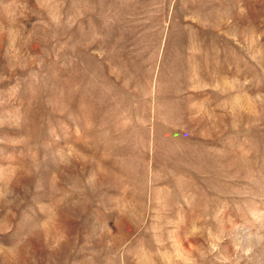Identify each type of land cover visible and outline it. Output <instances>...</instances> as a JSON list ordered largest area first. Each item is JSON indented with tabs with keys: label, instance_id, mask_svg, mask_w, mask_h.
Returning <instances> with one entry per match:
<instances>
[{
	"label": "rangeland",
	"instance_id": "1",
	"mask_svg": "<svg viewBox=\"0 0 264 264\" xmlns=\"http://www.w3.org/2000/svg\"><path fill=\"white\" fill-rule=\"evenodd\" d=\"M0 264H264V0H0Z\"/></svg>",
	"mask_w": 264,
	"mask_h": 264
}]
</instances>
